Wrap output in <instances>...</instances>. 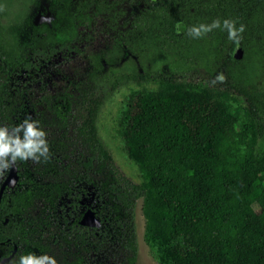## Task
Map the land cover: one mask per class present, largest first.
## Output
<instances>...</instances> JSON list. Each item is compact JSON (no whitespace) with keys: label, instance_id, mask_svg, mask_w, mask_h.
<instances>
[{"label":"trees","instance_id":"16d2710c","mask_svg":"<svg viewBox=\"0 0 264 264\" xmlns=\"http://www.w3.org/2000/svg\"><path fill=\"white\" fill-rule=\"evenodd\" d=\"M48 3L39 21L25 14L6 23L0 11V121H38L50 150L47 161L22 163L17 189L2 199L0 247L19 246L7 264L29 253L57 264H137L139 199L144 239L159 264H264V0L197 2L203 24L228 19L249 29L239 59L219 60L213 50L229 40H174L179 46L163 49L161 33L147 31L141 68L134 56L118 66L97 56L91 69L74 79L66 72L68 80L53 78L51 86L41 71L63 72L53 56L74 38L81 52V27L106 11L125 20L113 25L116 41L135 43V7L133 0ZM218 73L226 80L212 84ZM131 82L161 88L130 90L119 114L117 131L139 180L120 168L99 128L106 100ZM235 94L243 105L226 101ZM87 208L99 227L80 223Z\"/></svg>","mask_w":264,"mask_h":264},{"label":"rangeland","instance_id":"374dc122","mask_svg":"<svg viewBox=\"0 0 264 264\" xmlns=\"http://www.w3.org/2000/svg\"><path fill=\"white\" fill-rule=\"evenodd\" d=\"M5 16L3 20L6 23H12L25 16V14L32 16L34 21H39L48 18L46 8L49 5V0H0ZM113 15H105L99 20L95 30L90 32L92 38H87L78 46L81 50L65 54L59 52L54 57L55 62L60 65L66 72H75L80 75L86 69L92 68L95 58L102 56V60L113 61V66H118L122 58L134 56L137 66H142L140 58L135 57L133 49L136 48L135 43L126 44L124 47L117 40L116 32H113L112 22L118 21ZM84 32V31H83ZM89 36V37H90ZM121 46L118 50L117 47ZM129 55V56H128ZM222 55V54H221ZM125 56V57H124ZM218 57H220L218 55ZM117 60V61H116ZM148 67L149 63L144 64ZM141 68V67H140ZM153 88L161 89L156 83H142L137 84L131 82L128 86H123L116 90L104 103L100 117L99 128L102 137L106 140L109 147L112 149L116 161L120 168L131 175L134 179L141 178L138 166L128 157L125 152L123 141L118 134V120L121 109L125 105V97L130 90L139 88ZM221 99V98H220ZM225 101V100H224ZM228 103L234 105H243L244 99L240 95H233L232 98L226 100ZM143 200L139 199L136 209V224L139 241V259L137 264H159L152 256L149 246L144 239L145 218L142 210Z\"/></svg>","mask_w":264,"mask_h":264},{"label":"flooded vegetation","instance_id":"af4514ba","mask_svg":"<svg viewBox=\"0 0 264 264\" xmlns=\"http://www.w3.org/2000/svg\"><path fill=\"white\" fill-rule=\"evenodd\" d=\"M199 0H133V4L135 7V16L133 18V20H131L130 22L133 21V26H132V30L134 31V35H135V44H136V48L133 49V54L135 55V57H138V59L140 58L142 52L146 51L148 48V45L145 41L146 39V32L147 31H151L154 34L156 32H160V36L158 37H162V44H159L163 49H167L169 45L173 44L176 46H179L178 43H174L173 41H177V42H181V41H195V40H206L208 39L210 40H220V39H224V40H229L228 39V34L225 30H218L217 32L214 33H207L203 38H199V39H194L190 36L187 35V33H185L187 26L189 24L192 25H199V24H203L202 23V19L199 17L200 14V10L201 7L197 4ZM112 15L113 12L110 11H106L104 13V15L102 17H97L96 22H94L91 27H87L84 29V27H81L82 30V36H86L84 39L86 40L87 38H92V36H90V32L95 30L97 27V24L99 22L100 19H102L105 15ZM123 14V13H120ZM249 14V13H248ZM247 14V16H249ZM115 15V14H114ZM112 16L114 18H117L118 21L116 22H112V27L114 24H117L118 22L123 23L125 20L122 17H118V16ZM246 16V17H247ZM240 18H242V15L240 13ZM43 20V19H42ZM249 20V19H248ZM129 22V23H130ZM177 23H181L183 25L182 31L177 34L176 31V24ZM249 23L246 20V26L249 27L248 25ZM113 32H116V29L113 28ZM175 30V35L172 36L171 35V31ZM84 31V32H83ZM246 35H249V29L246 28L245 31ZM90 36V37H89ZM230 41V40H229ZM153 46H155L154 51H156V47L158 49V45L156 43H152ZM187 43H180V46H186ZM76 41L75 38L72 42H70L69 44V48H65L64 50H58V52L56 54H58L59 52H63L65 54L71 53V52H75L76 49ZM223 49V50H222ZM229 49V50H228ZM236 49V44H234L233 42L231 43V46H229L227 49H225L224 47L219 46H215V49L213 48V50L219 55L222 54V56L224 57H228V56H232L234 57V52ZM225 50V51H224ZM56 54L53 56L52 62L54 65H56L57 67H60V69H63L60 65H58L55 60L54 57L56 56ZM216 54V55H217ZM221 58V55H219ZM217 59V58H216ZM218 60V59H217ZM141 61V59H140ZM142 63V62H141ZM139 63V65L141 64ZM151 63V62H150ZM154 63V62H152ZM151 63V64H152ZM142 65V64H141ZM150 65V64H149ZM141 67V66H140ZM56 67L55 66H49V67H44V70L41 71V75L43 77V79L46 80V84L49 86H51L54 81L52 80L53 78L55 79V81L58 83H63L66 79L65 74L66 71H61L58 73H55ZM203 70V68H201ZM69 74V77L74 79L75 78V72H67ZM22 76V80L28 79L30 78L29 76ZM42 81H39V83ZM0 127H8L9 129H11L12 127H9L7 125V123L5 122H1L0 121ZM29 161H17L16 164L18 166V180L16 182V184L13 187L10 186H6L3 190L2 196H1V200H0V206H1V202L2 199L4 198V196H8L10 197L11 192L15 191L17 188V185L19 183L20 177H21V170H22V163L27 164ZM10 172V169L4 173L3 177H0V189L2 184L4 183L6 177L8 176ZM4 219L3 222L7 223L9 221V217L4 214ZM6 240H10V238H6ZM6 241H0L1 244H4ZM6 247H0V261L4 258L7 257L9 255H11V257H9V259L7 261H5L4 263L1 264H7L9 262H11L12 258L15 256L19 246L17 243L13 242L12 243V247H10V243H6ZM5 250V254H2V251Z\"/></svg>","mask_w":264,"mask_h":264},{"label":"clouds","instance_id":"9594fccd","mask_svg":"<svg viewBox=\"0 0 264 264\" xmlns=\"http://www.w3.org/2000/svg\"><path fill=\"white\" fill-rule=\"evenodd\" d=\"M0 11L3 7L0 6ZM183 25L176 24V31L179 34ZM222 28L228 34V39L239 47L242 40V33L245 31V25L239 27L232 20L225 19L221 25L219 19L213 20L211 24L193 25L187 29V35L199 39L214 29ZM226 76L218 73L212 80V84L223 83ZM39 122L31 117H26L20 124L9 129L0 127V177L4 176L17 161H33L39 163L41 159L47 161L50 158L49 145L46 139V132L38 126ZM14 264H57L54 257L47 254L35 255L29 253L21 255Z\"/></svg>","mask_w":264,"mask_h":264},{"label":"water","instance_id":"95a60500","mask_svg":"<svg viewBox=\"0 0 264 264\" xmlns=\"http://www.w3.org/2000/svg\"><path fill=\"white\" fill-rule=\"evenodd\" d=\"M243 52H244V50L242 48V45L239 44V47H237V45H236V49H235V52H234V57L237 58V59L241 58L242 55H243ZM18 176H19L18 175V166H17V164H15V165H13L11 167L8 176L6 177L4 183L1 186V189H0V200H1V196H2L4 188L7 185L10 186V187H13L16 184L17 180H18ZM80 223L83 224V225L91 226V227H99L101 225V219L97 216V214H96L94 209L87 208L85 210V212L83 213L81 219H80ZM9 257H11V255H9L7 257H4L0 261V264L4 263L5 261H7L9 259ZM138 259H139V255H138Z\"/></svg>","mask_w":264,"mask_h":264}]
</instances>
